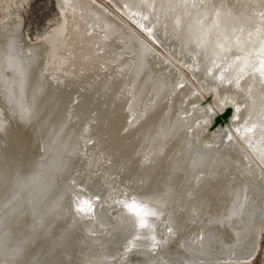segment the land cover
I'll use <instances>...</instances> for the list:
<instances>
[{
    "label": "bare ground",
    "instance_id": "6f19581e",
    "mask_svg": "<svg viewBox=\"0 0 264 264\" xmlns=\"http://www.w3.org/2000/svg\"><path fill=\"white\" fill-rule=\"evenodd\" d=\"M27 1L0 0V264H250L264 0H111L170 56L97 0H57L34 41Z\"/></svg>",
    "mask_w": 264,
    "mask_h": 264
},
{
    "label": "rangeland",
    "instance_id": "374dc122",
    "mask_svg": "<svg viewBox=\"0 0 264 264\" xmlns=\"http://www.w3.org/2000/svg\"><path fill=\"white\" fill-rule=\"evenodd\" d=\"M97 1L104 4V6H106L108 9L113 11L124 21L129 23L132 27H134L140 34H142L144 38L148 39V41L151 44H153L159 51H161L163 54L167 56H170V52L162 44L161 45L157 44L154 39L149 37L150 35L146 31H144L138 25L137 26L139 28L135 24H133L130 21L131 19L126 14H124L111 0H97ZM1 11L2 10L0 6V16H1ZM21 11H22V21H23V32L34 41L36 40L37 36H42L46 31H48L51 28H54L55 26H58L62 22V11L58 5L57 0H28L27 2L24 3ZM141 30L146 34L143 33ZM171 57L172 60L175 62V64H177L178 67L182 69V71L189 77V79L193 82V84L199 88L197 80L191 73L190 69L187 66H185L182 63V61L177 59L174 55H171ZM202 94L204 95V99H206L208 94L204 92H202ZM208 104L209 105L212 104L215 106L213 101H208V103L205 106H207ZM215 108L217 107L215 106ZM226 126H228L227 122L225 123L224 127ZM250 264H264V233L262 234V237L260 239V249L258 251V254L250 262Z\"/></svg>",
    "mask_w": 264,
    "mask_h": 264
},
{
    "label": "water",
    "instance_id": "95a60500",
    "mask_svg": "<svg viewBox=\"0 0 264 264\" xmlns=\"http://www.w3.org/2000/svg\"><path fill=\"white\" fill-rule=\"evenodd\" d=\"M113 4V3H112ZM114 5V4H113ZM115 7V6H114ZM116 8V7H115ZM130 20V19H129ZM133 24H135L137 26V24L135 22H133L132 20H130ZM138 27V26H137ZM139 28V27H138ZM142 31V30H141ZM143 32V31H142ZM145 33V32H143ZM146 34V33H145ZM150 37V36H149ZM156 42V41H155ZM157 44L161 45L162 43L160 42H156ZM155 53H157L155 51ZM159 59V57H158ZM190 72V71H189ZM187 81V80H186ZM196 81V80H195ZM188 82V81H187ZM189 83V82H188ZM208 101H212V95H207L206 99H202V103L203 105H206L208 103ZM232 108L231 107H227L225 109V111H223L222 113H220L219 115H216L215 116V120H214V123H213V126L211 127V130H215L216 127L218 126H221V127H224L225 123L226 122H229L230 121V118H231V115H232ZM11 150H8V158L11 160V158L13 157L11 152ZM18 161H19V158H18ZM19 163V162H18ZM184 225L182 224V227ZM184 228V227H183ZM184 230V229H183ZM184 233L186 234L185 230H184ZM188 233H189V230H188ZM37 240V239H36ZM51 251V250H50ZM60 250H56L55 252L53 253H49V250H46V249H43L42 251H38V252H35L34 254H40L39 257L43 258L42 261H48V258H51L49 259V262H52V264H59L60 263V259L63 258V256L60 254L59 252ZM32 258V257H30ZM41 261V260H40ZM63 264H65L64 262H62ZM34 264H40V263H34Z\"/></svg>",
    "mask_w": 264,
    "mask_h": 264
}]
</instances>
